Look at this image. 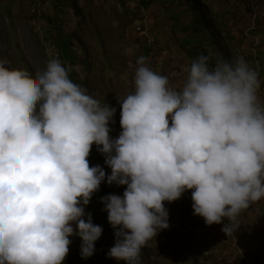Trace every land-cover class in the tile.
Segmentation results:
<instances>
[{
	"label": "clouds",
	"instance_id": "clouds-1",
	"mask_svg": "<svg viewBox=\"0 0 264 264\" xmlns=\"http://www.w3.org/2000/svg\"><path fill=\"white\" fill-rule=\"evenodd\" d=\"M235 57L210 65L197 56L177 90L140 56L133 91L117 99L116 138V108L69 78L74 65L50 59L33 79L0 61V264H63L72 236L90 257L102 228L85 206L102 181L126 186L100 201L115 237L106 255L118 262L139 264L141 248L168 228L165 202L189 190L193 215L226 220L220 230L232 236L241 211L264 199L260 80L248 57ZM97 150L106 180L89 166Z\"/></svg>",
	"mask_w": 264,
	"mask_h": 264
},
{
	"label": "rangeland",
	"instance_id": "rangeland-1",
	"mask_svg": "<svg viewBox=\"0 0 264 264\" xmlns=\"http://www.w3.org/2000/svg\"><path fill=\"white\" fill-rule=\"evenodd\" d=\"M42 1L0 0V61L33 79L50 59L74 65L70 79L102 105L116 108L109 124L111 138L121 131L117 99L133 91L140 56L161 75L181 73L172 84L179 90L184 68L197 56L210 57V65L218 59L232 61L239 49L242 55L250 52L254 36L247 35V29L255 25L258 30V24L264 28V0H44L47 5ZM263 47L261 42V53ZM150 51L153 57L147 55ZM260 84L264 101L261 78ZM90 152L95 153L93 146ZM104 159L98 151L88 162L90 167L100 165L106 180L111 170ZM125 187L101 182L85 206L93 224L102 228L94 252L82 259L80 239L72 236L63 264H124L106 255L115 237L100 201L108 194L122 196ZM191 204L190 190L165 202L168 228L141 248L139 264H264V199L241 211L229 237L220 230L226 220L205 225L193 215Z\"/></svg>",
	"mask_w": 264,
	"mask_h": 264
},
{
	"label": "built area",
	"instance_id": "built-area-1",
	"mask_svg": "<svg viewBox=\"0 0 264 264\" xmlns=\"http://www.w3.org/2000/svg\"><path fill=\"white\" fill-rule=\"evenodd\" d=\"M256 30V26L253 25L251 28H248L246 31L247 33H252L253 31ZM259 46H260V41L257 44H252V46H250V52H248L247 55H242L241 51H238L237 54L239 55V57H242L244 60L248 57L249 60H251L252 65H253V69L258 73V70H264V66L261 65V62L259 60L258 54H259ZM246 61V60H245ZM69 66H67L68 68ZM164 76L168 77V81H169V86L172 87V80H175L176 78L174 77L173 74H169V73H165L162 74ZM260 80V79H259ZM260 88H261V84L260 87L258 89V93L260 92ZM88 158H90V153L88 155Z\"/></svg>",
	"mask_w": 264,
	"mask_h": 264
},
{
	"label": "crops",
	"instance_id": "crops-1",
	"mask_svg": "<svg viewBox=\"0 0 264 264\" xmlns=\"http://www.w3.org/2000/svg\"><path fill=\"white\" fill-rule=\"evenodd\" d=\"M253 36H254V38H259L260 39V44L262 42V45H264V28H258V30L256 32H253ZM262 49H264V47ZM259 54H261L260 55V59H261V57L263 59L264 58V53H261L260 47H259Z\"/></svg>",
	"mask_w": 264,
	"mask_h": 264
},
{
	"label": "bare ground",
	"instance_id": "bare-ground-1",
	"mask_svg": "<svg viewBox=\"0 0 264 264\" xmlns=\"http://www.w3.org/2000/svg\"><path fill=\"white\" fill-rule=\"evenodd\" d=\"M251 35V33H247V35ZM257 43H259V40L258 39H256V38H254V41H253V43L252 44H257ZM69 68V67H68ZM262 71V74L261 75H264V70H258V79H260L261 78V75H260V72ZM165 73H169V74H172L171 72H169V71H167V72H164V73H162V74H165ZM176 75H179V76H176ZM174 77L177 79V78H179L180 77V73L179 74H176ZM174 81L175 80H172V84L174 83ZM173 87V86H172ZM95 147L97 148V146L95 145ZM91 155H92V153H90V157H91Z\"/></svg>",
	"mask_w": 264,
	"mask_h": 264
},
{
	"label": "trees",
	"instance_id": "trees-1",
	"mask_svg": "<svg viewBox=\"0 0 264 264\" xmlns=\"http://www.w3.org/2000/svg\"><path fill=\"white\" fill-rule=\"evenodd\" d=\"M67 14L70 16V14H69V13H67ZM258 28H259V24H258ZM78 52H80V51H78ZM149 53H150V52H149ZM77 55H81V54H78V53H77ZM147 55H148V53H147ZM71 63H72V62H71ZM73 64H74V63H73ZM64 65H65V64H64ZM64 65H63V66H64ZM68 75H69V73H68ZM69 78H70V75H69ZM261 80H263V81H264V79H263V78H261ZM259 98H260V97H259Z\"/></svg>",
	"mask_w": 264,
	"mask_h": 264
}]
</instances>
